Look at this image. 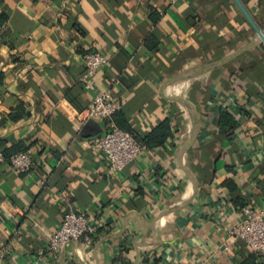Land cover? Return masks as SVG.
Wrapping results in <instances>:
<instances>
[{
    "label": "crops",
    "instance_id": "crops-1",
    "mask_svg": "<svg viewBox=\"0 0 264 264\" xmlns=\"http://www.w3.org/2000/svg\"><path fill=\"white\" fill-rule=\"evenodd\" d=\"M264 32V0H239ZM3 264H264L232 236L242 209H264V43L235 0H5L0 14ZM108 64L86 90L85 55ZM120 104L114 123L174 136L123 172L94 145L95 91ZM114 119V118H113ZM123 129V128H122ZM86 212L92 244L39 260L67 213Z\"/></svg>",
    "mask_w": 264,
    "mask_h": 264
},
{
    "label": "built area",
    "instance_id": "built-area-1",
    "mask_svg": "<svg viewBox=\"0 0 264 264\" xmlns=\"http://www.w3.org/2000/svg\"><path fill=\"white\" fill-rule=\"evenodd\" d=\"M180 0H168L174 5ZM108 57L98 50L85 55V70L82 82L86 90H95L94 84L98 72L108 64ZM120 110L119 102L109 91H95L93 102L87 109V117L106 121L110 128L95 142V149L105 160L109 172H123L129 165L135 163L141 154L148 150L139 143L135 136L119 128L114 123V115ZM10 163L21 173L29 172L34 165L31 152H19L7 158L0 151V164ZM242 221L233 229L232 236L236 240L244 241L258 256L264 257V209L253 204L243 209ZM98 226L86 212L72 211L65 215L58 230L52 234L46 247L38 251L39 260H43L47 253H57L72 242L92 244ZM5 251L0 250V264H3Z\"/></svg>",
    "mask_w": 264,
    "mask_h": 264
},
{
    "label": "trees",
    "instance_id": "trees-1",
    "mask_svg": "<svg viewBox=\"0 0 264 264\" xmlns=\"http://www.w3.org/2000/svg\"><path fill=\"white\" fill-rule=\"evenodd\" d=\"M0 2H5V0H0ZM8 15L6 13L0 14V27L6 25L8 21ZM4 78L3 73L0 72V82H2ZM120 116V111H118L114 115V120H116ZM121 129L131 132L137 141L144 145L147 149H157L163 147L167 140L174 136V132L172 129V123L170 119H165L162 123H160L153 131H151L147 136H141L135 132H132L131 129L127 126L121 124ZM27 150H21L20 152H26ZM7 158H10L13 154L19 152H11L4 150L2 152Z\"/></svg>",
    "mask_w": 264,
    "mask_h": 264
},
{
    "label": "water",
    "instance_id": "water-1",
    "mask_svg": "<svg viewBox=\"0 0 264 264\" xmlns=\"http://www.w3.org/2000/svg\"><path fill=\"white\" fill-rule=\"evenodd\" d=\"M236 3L238 4V6L241 8L242 12L245 14V16L247 17V19L250 21V23L252 24V26L254 27V29L256 30V32L258 33V35L260 36L261 40L264 43V32H262L257 25L255 24V22L253 21V19L251 18V16L249 15V13L247 12V10L244 8V6L241 4V2L239 0H235Z\"/></svg>",
    "mask_w": 264,
    "mask_h": 264
}]
</instances>
